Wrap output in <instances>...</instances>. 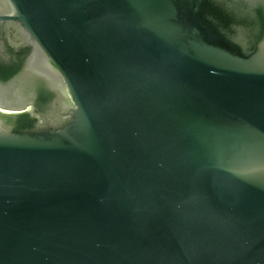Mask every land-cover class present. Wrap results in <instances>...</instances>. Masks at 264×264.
Listing matches in <instances>:
<instances>
[{
  "label": "water",
  "instance_id": "water-1",
  "mask_svg": "<svg viewBox=\"0 0 264 264\" xmlns=\"http://www.w3.org/2000/svg\"><path fill=\"white\" fill-rule=\"evenodd\" d=\"M0 264H264V0H0Z\"/></svg>",
  "mask_w": 264,
  "mask_h": 264
}]
</instances>
